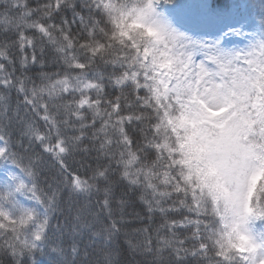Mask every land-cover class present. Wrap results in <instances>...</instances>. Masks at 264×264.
Segmentation results:
<instances>
[{"label":"snow or ice","instance_id":"1","mask_svg":"<svg viewBox=\"0 0 264 264\" xmlns=\"http://www.w3.org/2000/svg\"><path fill=\"white\" fill-rule=\"evenodd\" d=\"M0 264H264V0H0Z\"/></svg>","mask_w":264,"mask_h":264},{"label":"trees","instance_id":"2","mask_svg":"<svg viewBox=\"0 0 264 264\" xmlns=\"http://www.w3.org/2000/svg\"><path fill=\"white\" fill-rule=\"evenodd\" d=\"M220 2H223V0H220ZM6 169H0V179H2L3 178V175H4V171H5Z\"/></svg>","mask_w":264,"mask_h":264}]
</instances>
